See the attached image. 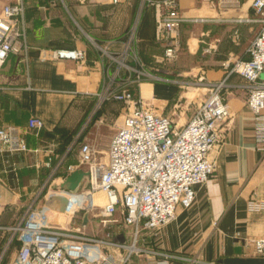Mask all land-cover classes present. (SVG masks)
Listing matches in <instances>:
<instances>
[{
	"label": "crops",
	"instance_id": "0c3cea01",
	"mask_svg": "<svg viewBox=\"0 0 264 264\" xmlns=\"http://www.w3.org/2000/svg\"><path fill=\"white\" fill-rule=\"evenodd\" d=\"M143 1L120 0L114 4L111 0H23L20 50L10 53L0 69V126H17L30 151L0 152L3 264L14 257L19 247L17 235L11 238L8 226L15 224L32 203H46L51 211L61 205L52 190L64 181L67 165L76 162L75 152L66 153L74 140L95 148L102 124L112 116L120 122L122 103L99 101L98 94L106 90L104 83L112 71L107 52L118 55L124 49L135 20L138 24L133 44L137 55L141 50L146 61L155 56L146 58L142 50L157 46L153 9L145 8L141 16ZM177 1L183 16L189 19L181 25L180 38L191 60L200 51L201 41L208 39L216 49L229 36L237 44H230L227 50L225 47L222 54L216 51V63L228 54L245 56V47L259 27L254 21L244 20L253 16L249 0H239L237 7L226 9L218 8L216 0ZM53 48H82L86 57L76 62L43 56ZM199 69L198 73L206 76L221 74L218 65ZM189 72L192 74L194 68ZM172 84L145 79L139 89H172ZM230 87L244 89L242 80ZM221 94L229 118L221 140L210 152L216 171L195 187L189 208L179 210L172 222L139 241V251L131 256V264H221L217 261L227 257H254L251 240L264 233V209L249 210L247 201H264V152L255 148L245 96L236 92L227 97ZM108 103H119L116 114L110 108L103 109ZM30 116L42 119L43 127L28 131ZM48 160L51 167L62 161L52 176V169L46 167Z\"/></svg>",
	"mask_w": 264,
	"mask_h": 264
},
{
	"label": "built area",
	"instance_id": "2783aa9c",
	"mask_svg": "<svg viewBox=\"0 0 264 264\" xmlns=\"http://www.w3.org/2000/svg\"><path fill=\"white\" fill-rule=\"evenodd\" d=\"M6 1L0 7V69L10 53L20 50L24 35L23 0ZM119 1L111 0L114 4ZM142 4L153 9L154 40L162 51L160 59L174 60L181 48V25L189 19L183 16L177 0H144ZM214 4L222 9L235 8L239 0H216ZM249 7L253 16L244 20L258 23V30L245 47L244 57L228 54L221 66L229 67L228 72L242 80L253 142L257 150L264 152V78H260L264 72V0H249ZM137 24L135 20L129 28L124 49L118 55L107 52L112 71L104 83L106 90L98 94L99 101H117L124 111L103 158H98L91 145L76 139L66 152L67 155L75 152L76 158V162L67 165L66 176L83 169L88 173L89 188L75 193L60 188L52 190L65 196V209L60 212L68 217L97 207L94 195L100 191L104 197L99 205L103 233L94 237L66 235L63 232L66 228L50 222L51 208L46 203L39 206L32 203L15 224L8 226L11 238L17 235L19 247L5 264H131V256L139 251V241L172 222L179 210L189 208L195 187L216 171L210 152L221 140L229 118L227 105L217 91L219 84H214L213 90L180 126L154 111L141 98H135L129 89H139L145 76L158 79L143 69L136 53L133 42ZM43 56L81 62L86 51L53 48ZM43 124L39 117L30 116L26 129L36 131ZM27 151L30 148L17 126H0V152ZM61 162L54 167L51 160L46 162V167L52 169L50 176ZM247 207L252 211L264 209V201L248 200ZM114 227L115 231L111 229ZM119 234L123 241L116 238ZM251 247L254 257L264 258V233L251 240Z\"/></svg>",
	"mask_w": 264,
	"mask_h": 264
},
{
	"label": "rangeland",
	"instance_id": "374dc122",
	"mask_svg": "<svg viewBox=\"0 0 264 264\" xmlns=\"http://www.w3.org/2000/svg\"><path fill=\"white\" fill-rule=\"evenodd\" d=\"M5 2L7 1L0 0V7ZM144 7L146 6L142 5V8H140L141 12L144 10ZM223 39L225 43L221 46V48L216 47V49L214 48V44H211L208 39L201 41L200 51H198L193 57V60H191L192 58L188 57L190 52L182 40L178 56L172 61L161 60L160 58L162 51L157 46L153 48L150 46L145 47L142 50L145 53L146 58H149L152 54L155 56H153V58L151 56V59L148 61L143 60L138 56L142 63V67L144 70H146V72L158 77V79L145 76L144 80L148 79L152 82L164 81L167 83H173L172 89H137L136 87V89H129L130 92L135 98H141L154 111L168 116L173 124L178 126L182 125L185 121H187V119L190 118L199 103L213 90L215 86L214 84H219L217 91L220 92V95H222L221 93H224V95L227 97L231 95V93L236 92L241 96H245L246 91L244 89L240 87H230L233 85H239V83H241V80L238 78V76L233 72L229 73V67H222L220 65L221 62L216 63V57L214 58L216 55L214 53H216V51L222 54L225 50V47L227 50L230 44H237L236 41L232 40L230 36L229 38L225 37ZM219 53L218 56H222ZM223 57L224 55L222 58ZM132 65L138 66V63L132 62ZM201 65L209 68L212 66L216 67L218 65V68L221 70V74L219 73L220 76L213 77L198 73L200 71L199 68H202ZM154 67H161V70H154ZM192 68H194V72L197 71L196 75L194 72L192 74L189 72ZM200 75H202V78H200ZM260 78H264V72L260 74ZM119 107V103H108L103 109L110 108L113 113L116 114V110H118ZM111 120L108 118L105 124H102L101 129L97 131L98 135L95 140V149L97 151L98 158H103L110 137L114 133L119 122V120L117 121L114 116H112ZM103 198V194L98 191L95 195V199L98 201L97 207L91 211L88 210L89 221L86 225L81 224L84 213L82 210L75 213L72 217H68L66 215L62 216L65 222L64 225L66 226V229H64L63 232L70 236H100L103 231L99 223V205H102L100 203L104 201ZM48 212L49 214L52 213L51 210ZM49 220L51 223L61 225L59 222H57V218H49ZM111 229L115 231L117 228L114 227Z\"/></svg>",
	"mask_w": 264,
	"mask_h": 264
},
{
	"label": "water",
	"instance_id": "95a60500",
	"mask_svg": "<svg viewBox=\"0 0 264 264\" xmlns=\"http://www.w3.org/2000/svg\"><path fill=\"white\" fill-rule=\"evenodd\" d=\"M61 190L68 192H78L80 190H85L89 188V179L88 173L83 169H77L72 171L69 175H67L64 181L59 185ZM57 187H54L56 190ZM55 199H59L61 205L57 208L58 211H64L66 205V198L64 195H55ZM53 197V198H54ZM89 211L86 210L82 216V225H86L89 221L88 218ZM119 241H123L122 234L117 235L116 237ZM221 264H264V258L261 257H227L217 261ZM217 264V263H216Z\"/></svg>",
	"mask_w": 264,
	"mask_h": 264
},
{
	"label": "bare ground",
	"instance_id": "6f19581e",
	"mask_svg": "<svg viewBox=\"0 0 264 264\" xmlns=\"http://www.w3.org/2000/svg\"><path fill=\"white\" fill-rule=\"evenodd\" d=\"M97 193H95L96 195ZM95 195H94V199H95ZM104 200V198H103ZM96 203H98V201L95 199L94 200ZM103 203V202H102ZM100 203V204H102ZM56 211H51L52 213L51 214H48V218H51V219H54V218H57V222H59L61 225L62 228H65L66 226L64 225L65 222H64V218L62 216H65V213L63 212H60L58 211L57 209H55ZM64 222V223H63ZM63 223V224H62Z\"/></svg>",
	"mask_w": 264,
	"mask_h": 264
},
{
	"label": "trees",
	"instance_id": "16d2710c",
	"mask_svg": "<svg viewBox=\"0 0 264 264\" xmlns=\"http://www.w3.org/2000/svg\"><path fill=\"white\" fill-rule=\"evenodd\" d=\"M144 6H146V7H144V10L142 11V15L141 16H143V13L145 12V8H148V7H150L151 9H152V7L151 6H149V5H147V4H145ZM157 46H158V44H157ZM180 51V50H179ZM138 52V56L140 57V58H142L141 56H140V53H139V51H137ZM179 53V52H178ZM178 56V55H177ZM177 58V57H176Z\"/></svg>",
	"mask_w": 264,
	"mask_h": 264
}]
</instances>
